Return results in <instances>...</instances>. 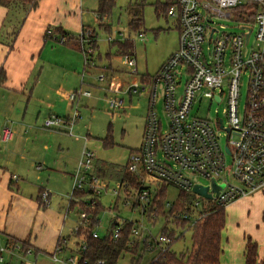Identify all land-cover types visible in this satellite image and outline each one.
<instances>
[{
    "label": "built area",
    "instance_id": "obj_1",
    "mask_svg": "<svg viewBox=\"0 0 264 264\" xmlns=\"http://www.w3.org/2000/svg\"><path fill=\"white\" fill-rule=\"evenodd\" d=\"M247 4L257 5L254 14H233L235 9ZM168 15L175 18L178 27L179 46L176 52L149 81L143 84L135 81L125 90L118 89L106 98L109 110L116 112L126 107L124 95L132 97L146 93L149 97L142 142L140 148L130 154L127 165V171L138 177L142 186L135 189L127 183H116L110 189L109 182L93 172L96 156L87 148L73 174L71 199L75 191H87L90 193L89 206L94 210L102 193L109 190L119 199L122 193L123 204L131 210L141 209L142 215L147 218V224L142 220H128L132 223L128 244L132 251L121 256V259L125 256L129 259L128 264H152L173 251L172 233L177 235L182 232L175 227V222L185 221L195 225L203 217L202 211L192 214V205L188 211H176L173 210L174 204L166 202L160 210L153 204L158 193L154 181L194 193L195 185L206 186L197 178H206L210 180L207 186L208 192L213 195L211 200L215 202L214 206L220 207L264 193V0H178ZM236 17L242 23L240 33L228 32L224 25L218 27L215 22V18ZM97 18V22H101ZM90 35L87 30L80 36L86 66L95 52L88 40ZM60 42L63 43L64 38ZM125 58L128 68L136 73V60ZM184 76L187 80L182 92H179ZM243 76L248 78V91L244 112L240 115ZM104 78L102 75L101 80ZM205 90V95L211 97L212 102L222 103L226 99V123L224 119H217L215 123L209 118L192 115L198 96ZM91 95L90 91L81 88L70 92L67 100L72 109L71 116L50 115L44 120L43 127L48 130L66 128V133L73 135V128L80 118L79 101ZM159 101L167 118L166 127L157 114ZM217 126L226 132L225 145L221 143L222 135ZM13 135L10 127H3L0 142L12 140ZM14 179L17 180V176ZM213 180L222 186L218 195L213 190ZM42 196L46 201L49 193L45 192ZM199 204L196 201L194 207ZM92 216L81 212L79 223L71 230L77 249L76 257L67 259L69 264H78L88 249L90 238L101 237L95 229L98 224L93 225ZM160 217L164 225L155 234L153 228ZM122 224L119 221L115 228V238H118ZM62 246H66V240L58 246V252L62 251ZM133 250H137L136 253ZM32 252L31 247L20 241L0 242V264H9L6 256L25 260ZM83 264H88L87 260ZM119 264H123L121 260Z\"/></svg>",
    "mask_w": 264,
    "mask_h": 264
},
{
    "label": "rangeland",
    "instance_id": "obj_2",
    "mask_svg": "<svg viewBox=\"0 0 264 264\" xmlns=\"http://www.w3.org/2000/svg\"><path fill=\"white\" fill-rule=\"evenodd\" d=\"M167 1L115 0V6L110 16L100 19L101 22H97L98 0H67L66 4L71 6L69 11L77 12V14L83 12L85 27L92 34L88 40H90L92 47L95 48V52L91 56L85 71L82 66L80 69H73V71L69 72L70 76L74 78L75 89L82 87L81 89L90 91L92 94L89 99H86L87 101L84 99L81 102L82 106L79 108L80 118L74 130L76 137L58 132L63 136L53 139L51 142L52 149L49 152L51 160L54 164H57L59 169H66V173L58 172L53 177L51 181L53 187L48 186L53 194V198H55L62 209H64L63 207L66 203L68 204L67 201L70 199L73 191L74 182L72 177L69 178V174L73 169L75 171L77 170L85 147L96 154L98 161L111 163L120 168L128 164L131 151H136L140 148L144 123L149 107L148 95L146 93L141 95L134 94L132 97L124 95L126 107L124 110L116 112L109 110L106 98L113 95L114 91H118V89L125 90L129 84L135 81L143 84L148 78L154 77L163 64L178 49L179 33L175 18L167 17L166 14L158 15L156 12V6L158 4H165ZM66 4L64 5L66 6ZM140 4L144 5L142 32L131 29V17L128 14L129 7ZM17 10H21V14H26L23 9L11 11L17 12ZM215 22L218 27L224 25L226 27L225 30L228 32H241L240 26L242 23L238 17L235 19L215 18ZM108 27L109 30H107ZM254 35L255 33L251 37V45L254 41ZM110 38H113V40L110 41ZM126 40L132 41L135 46V53L132 58L136 60V73L128 68L125 63V56L119 54L118 47L115 45L118 42H124ZM87 48L88 44L86 43ZM91 60L94 64H92ZM45 69L46 75H54L58 79H61L67 74L62 67L58 66L47 67ZM102 75L105 77L103 80H101ZM186 80L187 77L184 76L183 83L179 86V92H182ZM206 91H203L198 96L192 110V115L209 118L215 123L217 119H224L226 123V99L224 98L222 103L212 102L211 97L205 95ZM247 91L248 78L243 76L241 80L240 115L244 112ZM157 114L164 123V127H166L167 118L164 114L161 101L157 105ZM7 119L8 117L6 115H0V123L4 120L7 122ZM38 123H41V125H38V128L39 126L41 128L39 130L49 132L43 127L42 122ZM1 126L0 130L5 125ZM217 129L220 130L222 135L221 143L225 145L227 141L226 132L218 126ZM107 136L111 137L114 143L113 146L105 145L104 139ZM61 141L64 143L63 150L58 149V146L55 147V143ZM47 143L49 141L45 142V145ZM102 163L98 162L96 164ZM228 165H230V161ZM43 180L47 182L50 179L44 175ZM106 180L110 184V189L115 187L116 182ZM197 180L206 186L210 185V180L206 178L199 177ZM187 193L190 195L189 198L191 201L184 205V210L189 209L190 205H192V214H196L197 211L204 212L209 207L215 205V202L211 199H206L195 192ZM180 194L181 190L178 187L168 185L167 202L172 204L176 203L181 199L179 198ZM88 199H90V196H88ZM98 199L103 210L97 215L99 224L95 229L101 237L107 235L114 220H142L146 224L148 223L147 218L142 215L141 209L131 210L123 204L124 197L122 193H120V199L117 202L116 197L109 190L102 193ZM248 199H242L225 208L226 225L222 232V247L224 253L221 258L223 264H239L243 251V240L249 236L252 237L253 233H256L261 225L264 226V215L261 222V207H250ZM196 201H199L200 204L194 207ZM116 204L117 206H115ZM83 211L88 212L89 210L84 209ZM83 211L78 206L69 214V219L66 224L68 228L74 227L79 222V214ZM91 220L94 221V216L91 217ZM163 225L164 220L160 217L153 228L154 233L158 234ZM192 236V230L188 229L185 231V237L173 245V251L180 254L190 249L192 247ZM70 248L72 249V253L67 252L63 257H76L77 246L73 240ZM121 262L128 264L129 259L125 256L121 259ZM38 264H41V262ZM47 264L59 263L53 258H48Z\"/></svg>",
    "mask_w": 264,
    "mask_h": 264
},
{
    "label": "crops",
    "instance_id": "obj_3",
    "mask_svg": "<svg viewBox=\"0 0 264 264\" xmlns=\"http://www.w3.org/2000/svg\"><path fill=\"white\" fill-rule=\"evenodd\" d=\"M66 3L67 0H41L26 14H21V10L12 12L0 7V75L4 76L0 83V115L8 117V121L4 120L0 126H8L14 133L12 140L0 142V242L14 239L28 242L27 245L33 249L25 260L6 256L9 264H47L48 258L59 264H69L67 259L71 256H63L67 252L72 253L70 244L72 240L76 242L71 234L73 227L66 225L69 214L73 212L71 198L62 209L48 188L53 187L51 181L58 172L66 173V169H59L51 160V142L63 136L58 132L70 134L66 133V128L46 129L49 132L39 130L40 126L38 128L41 125L38 122L43 124L50 115L71 116L67 96L72 90L82 87L74 88V78L69 72L82 66L84 71L87 68L82 50L60 42V32H66L82 45L81 33L88 30L83 12L69 11L71 6ZM96 21H99L98 18ZM49 29H52V35H46L50 33ZM54 66L62 67L67 74L61 79L46 75L45 68ZM84 99L89 98H81L79 108ZM75 127L70 136L76 137ZM47 141L49 143L45 145ZM57 146L63 150L64 143H55ZM95 158L94 173L99 165L96 163H107ZM74 171L68 173L69 178L73 179ZM44 175L50 180L45 182ZM14 176L18 179L15 180ZM45 192L49 193L46 201L42 196ZM248 198L245 199H248L250 207H261L262 222L264 193ZM250 238L258 245L260 260L264 261V226L261 225ZM63 240H66V246L58 252L57 248ZM246 240H243L239 264H245Z\"/></svg>",
    "mask_w": 264,
    "mask_h": 264
},
{
    "label": "trees",
    "instance_id": "obj_4",
    "mask_svg": "<svg viewBox=\"0 0 264 264\" xmlns=\"http://www.w3.org/2000/svg\"><path fill=\"white\" fill-rule=\"evenodd\" d=\"M40 1L41 0H0V7L8 8L10 11L23 9L25 12H29L31 9L35 8ZM177 1L178 0H168L165 4H158L156 6L157 14H166L168 17L170 8L176 5ZM98 3L99 9L97 17H99V19L109 17L113 7L115 6V0H98ZM256 8V4H247L235 9L233 14H254ZM128 14L131 17V29L142 32L141 28L143 26L144 5L140 4L129 7ZM51 30L49 29L50 33L48 32L46 35H52L53 32ZM107 30H109V27ZM71 36L72 35L66 32H60L59 35V37L64 38V44L81 51L82 45L77 39ZM115 45L118 47L120 55L125 57L134 56L135 46L132 41L126 40L124 42H118ZM3 79L4 76L0 75V83L3 82ZM147 81H149V78ZM104 142L106 146L114 145L110 136H107V138L104 139ZM133 152L134 151H131V154ZM127 165L120 168L112 164L109 165L107 163H102L97 165L95 174L101 179H108L122 184L127 183L131 188L140 189L142 186L140 179L127 171ZM154 184L157 186L158 193L153 200V204L160 210H163L165 203L167 202L168 184L160 181H154ZM88 196H90V193L87 191H75L74 197L70 202V208L72 211H74V209L78 206L81 207L82 211L84 209H88V212L94 216L93 225L96 226L99 224V221L96 222V220H98L97 215L103 210V207L97 198V203L94 207L95 209L93 210L92 207L89 206ZM189 196L190 195H188L187 192L181 191V194L179 195V198L181 199L174 203L173 210L183 211L184 205L191 201ZM118 200L119 198H116V202ZM115 206H117V204ZM225 208L226 207L214 205L209 207L208 210L202 212L203 217L195 225H191L189 222L185 221L175 222V227L182 232L177 235H175V232L172 233V246L178 240L183 239L185 237V231L190 229L193 234L192 247L180 254L175 251H170L168 254L160 257L152 264H221V256L223 254L222 232L226 225ZM186 211H188V209H186ZM121 221L123 224L118 238L114 237V230L118 226L119 221L114 220L106 236L99 237L97 239H89L88 249L83 254V257L79 259L78 264H83V261L85 260H87L88 264H97L99 261H104L105 264H119L121 256L125 252L132 251L128 246L131 236L132 223L124 219ZM176 228L174 230H176ZM8 240L12 243L19 242L14 239ZM246 241L244 251L245 264H264V261L260 260L258 254V245L254 243L250 237H247ZM23 243L26 245L28 244V242ZM75 243L77 244V242ZM136 251L137 250H133L134 253H136Z\"/></svg>",
    "mask_w": 264,
    "mask_h": 264
},
{
    "label": "water",
    "instance_id": "obj_5",
    "mask_svg": "<svg viewBox=\"0 0 264 264\" xmlns=\"http://www.w3.org/2000/svg\"><path fill=\"white\" fill-rule=\"evenodd\" d=\"M212 182H213L212 184L213 190L215 191L216 195H218L220 188H222V186H218L214 180ZM208 191H209V186L195 185L193 187V192L203 196L204 198L212 199L213 195L209 193Z\"/></svg>",
    "mask_w": 264,
    "mask_h": 264
}]
</instances>
